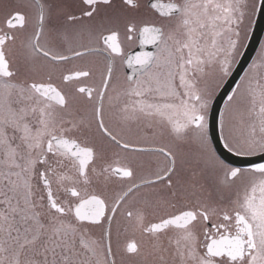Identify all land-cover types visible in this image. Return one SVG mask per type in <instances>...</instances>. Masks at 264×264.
I'll use <instances>...</instances> for the list:
<instances>
[{"label":"snow or ice","instance_id":"1","mask_svg":"<svg viewBox=\"0 0 264 264\" xmlns=\"http://www.w3.org/2000/svg\"><path fill=\"white\" fill-rule=\"evenodd\" d=\"M258 11L0 0V264H264V163L210 134ZM219 130L264 156V48Z\"/></svg>","mask_w":264,"mask_h":264},{"label":"water","instance_id":"2","mask_svg":"<svg viewBox=\"0 0 264 264\" xmlns=\"http://www.w3.org/2000/svg\"><path fill=\"white\" fill-rule=\"evenodd\" d=\"M263 30H264V12L258 11V15L254 25V30L252 33V37L249 41L248 47L245 53L242 55L234 73L227 80V82L220 90L218 96L213 101L212 111L210 113V134L213 136L212 142L214 144V147L222 159L234 165L247 166L264 161V156H262L261 154L256 156H236L234 153H229L227 149L223 147V142H222V138L220 137V130H219V114L222 110L225 99L230 94L234 82L238 78L239 74L244 70V68L250 62L256 50V47L259 43L260 36ZM212 114L215 115V120H216V127L214 133L212 132L211 129Z\"/></svg>","mask_w":264,"mask_h":264},{"label":"flooded vegetation","instance_id":"3","mask_svg":"<svg viewBox=\"0 0 264 264\" xmlns=\"http://www.w3.org/2000/svg\"><path fill=\"white\" fill-rule=\"evenodd\" d=\"M257 14H258V12L256 13L255 16L250 17V20H249V22H248V23L250 24V30L247 32V38L243 41V47H242V49H241L240 55L237 57L236 63L233 65V69H232L231 74L234 72L235 68L237 67L238 62H239L241 56L243 55L244 51L246 50V47L248 46V43H249V41H250V39H251V37H252V33H253L254 24H255V20H256ZM262 48H264V30H263V32H262V34H261V36H260L259 44H258V46H257V48H256V50H255V52H254L253 58L251 59V61L249 62V64L245 67V69L241 72V74L238 76V78H237V80H236V83H235V86H236V84L240 83V79H241V77L244 75L245 72L248 71V68H249V66L252 64L253 60L257 59V57H258L259 53L261 52ZM231 74H230V76H231ZM230 76H229V77H230ZM229 77H227V78L224 80V82L219 86V88H218L217 91H216V95H215V97L218 95L220 89L222 88V86L225 84V82L227 81V79H228ZM235 86L232 88V90L235 88ZM231 93H232V91H231ZM231 93H230V95H231ZM215 97H214V99H215ZM223 110H224V107H223ZM223 142H224V141H223ZM212 144H213V143H212ZM213 146H214V145H213ZM217 154H218V153H217ZM262 163H264V162H262ZM235 167H237V166H235ZM250 167H251V166H250ZM241 168H244V167H241ZM245 168H248V167H245Z\"/></svg>","mask_w":264,"mask_h":264},{"label":"rangeland","instance_id":"4","mask_svg":"<svg viewBox=\"0 0 264 264\" xmlns=\"http://www.w3.org/2000/svg\"><path fill=\"white\" fill-rule=\"evenodd\" d=\"M226 79V78H225ZM217 91V90H216Z\"/></svg>","mask_w":264,"mask_h":264}]
</instances>
